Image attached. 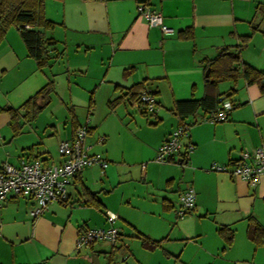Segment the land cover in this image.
Returning a JSON list of instances; mask_svg holds the SVG:
<instances>
[{"label": "crops", "instance_id": "crops-1", "mask_svg": "<svg viewBox=\"0 0 264 264\" xmlns=\"http://www.w3.org/2000/svg\"><path fill=\"white\" fill-rule=\"evenodd\" d=\"M139 3L160 11L172 30L150 26L138 13ZM45 14L56 22L46 31L56 39L50 53L62 52L48 66L38 67L16 27L0 42V167L36 158L58 162L59 142L83 124L90 151L107 165L83 167L72 177L67 199L51 202L35 219L30 214L34 199L8 195L0 206V264H168L171 258L182 264H264V246H256L246 233L249 216L264 225V174L251 185L209 168L212 162L230 165L242 150L264 147V92L239 77L230 96L235 105L227 119L217 122L201 120L206 114L201 107L183 115L174 109L177 100L207 92L206 60L238 45L242 36L251 34L241 59L264 70V0H46ZM186 28L192 37L181 36ZM69 71L88 78L86 89L100 95L89 98L90 117L82 122L72 113L69 130L47 143L39 114L50 101L55 77ZM50 78L54 86L48 101L32 115V107L22 104ZM136 83L153 92L155 113H143L127 97L109 104ZM232 86L222 80L209 92L223 95ZM99 102L106 107L100 116ZM7 107L16 113L17 133ZM109 117H119L115 126L123 122L126 139L113 132L115 126L105 127ZM180 122L189 123V135L181 139L179 153L167 162L155 161L157 147ZM84 186L96 194L100 207L87 200ZM190 186L194 206L179 216L178 196ZM107 212L117 216V242L76 248L80 231L108 225ZM222 225L234 232L230 245L218 233ZM143 237L156 243L148 247Z\"/></svg>", "mask_w": 264, "mask_h": 264}, {"label": "built area", "instance_id": "built-area-1", "mask_svg": "<svg viewBox=\"0 0 264 264\" xmlns=\"http://www.w3.org/2000/svg\"><path fill=\"white\" fill-rule=\"evenodd\" d=\"M137 10L150 26H157L163 33L172 30L164 22L160 11L142 3L137 5ZM24 27L29 28L30 26L25 24ZM134 104L142 107L147 113H155L158 109L154 95L146 91L140 92L139 99ZM234 105L235 103H232L230 99L223 98L219 107L208 112L201 120L210 122L225 120ZM87 134L88 126L83 124L75 128L72 137L62 139L58 144V153L61 157L58 162L47 164L39 158L32 161L22 160L19 164L4 162L0 167V206L10 194L32 198L35 204L30 214L35 219L46 210L51 202L65 201L68 196V186L76 173L85 166L98 164L103 169L107 165V160L99 153L90 151L91 145L86 141ZM188 135L189 123L177 124L157 147L154 160L167 162L174 159L180 151L181 139ZM102 140L103 137H99V141ZM193 147L194 145L189 143L187 150H192ZM142 165L144 166V163ZM209 168L217 172L230 173L255 185L260 175L264 174V147L258 146L252 151L242 150L230 165L212 162ZM195 196V190L191 186L180 192L177 208L179 216L184 215L194 206ZM116 218L115 213L107 212L108 225L80 231L75 247L81 248L99 240L115 244L119 237L118 228L114 225Z\"/></svg>", "mask_w": 264, "mask_h": 264}, {"label": "trees", "instance_id": "trees-1", "mask_svg": "<svg viewBox=\"0 0 264 264\" xmlns=\"http://www.w3.org/2000/svg\"><path fill=\"white\" fill-rule=\"evenodd\" d=\"M46 0H0V42L4 38L7 30L14 25L20 32L21 38L26 46L27 53L32 56L39 68L48 66L49 61L61 54L58 51L55 55H51L50 46H55L56 39L52 36H47L46 31L53 29L56 22L48 18L45 14ZM28 24L30 27L25 28ZM43 28L42 31L39 28ZM182 37H192L190 29L186 28L180 31ZM251 34L242 36L241 43L233 46H225L210 59L206 60L205 69H208V74L205 75V86L207 92L201 98H190L177 100L174 109L179 115L193 113L197 108H203L206 114L211 110L217 109L223 98L230 99V96L235 91V84L239 77H243L246 83H258L260 90L264 92V70L257 69L251 64L243 61L240 56V50L247 45ZM222 80H231L233 86L231 90L223 95L217 96L209 92V89H215L218 82ZM54 86L52 78L49 79L43 87L30 96L22 107H32V115L48 101V94ZM120 88V86H117ZM146 91L153 95V92L143 89V83L132 85L127 92L109 100L111 106L123 101L126 97L132 102L138 101L139 94ZM44 99L43 103L35 104L37 98ZM232 103L234 101L230 99ZM12 115L11 125L15 133L19 131V125L16 121V113L11 107L5 108ZM143 113H147L142 110ZM148 114V113H147ZM205 114V115H206ZM183 123V122H180ZM233 162V161H232ZM231 162V163H232ZM84 192L88 195V201L96 207L101 206V202L96 194L90 191L86 186L83 187ZM179 207V206H178ZM189 211V210H188ZM187 211V212H188ZM218 233L222 236L226 245H230L233 241L234 232L227 225H222L218 228ZM248 238L256 246H264V225H262L254 216L248 217V225L246 230ZM143 242L148 247H151L156 241H148L143 237Z\"/></svg>", "mask_w": 264, "mask_h": 264}, {"label": "rangeland", "instance_id": "rangeland-1", "mask_svg": "<svg viewBox=\"0 0 264 264\" xmlns=\"http://www.w3.org/2000/svg\"><path fill=\"white\" fill-rule=\"evenodd\" d=\"M14 27V25L11 26L12 29ZM87 79L84 75L73 71H69L68 73L62 72L55 77V89L50 93V101L39 114L38 118L39 128L47 143H54L56 140L60 139L61 136L63 137V132L65 130H69L72 113L82 122L85 121L87 117L91 116L93 106L89 105V98L90 96L93 98L94 96H99L100 93H95L93 89H86L85 85H88ZM103 104L104 102H99L97 108L98 116L106 109ZM150 115L151 114H149V116ZM119 117L113 119L115 121H110L109 117L108 120L104 122L105 127L112 128L115 126V124L118 123ZM123 126V122L121 126L119 124L116 125L113 127V132L117 131L125 138ZM65 136L66 135H64V137ZM118 137L120 136L116 135V138ZM53 153L57 155V149H54ZM175 259L176 258H171L168 264H182V261L175 262Z\"/></svg>", "mask_w": 264, "mask_h": 264}, {"label": "water", "instance_id": "water-1", "mask_svg": "<svg viewBox=\"0 0 264 264\" xmlns=\"http://www.w3.org/2000/svg\"><path fill=\"white\" fill-rule=\"evenodd\" d=\"M39 30L42 31L43 28L40 27ZM207 74H208V69H206V71H205V75H207Z\"/></svg>", "mask_w": 264, "mask_h": 264}]
</instances>
